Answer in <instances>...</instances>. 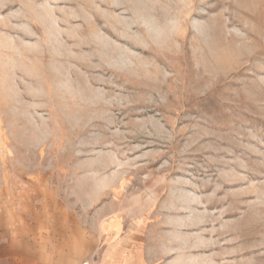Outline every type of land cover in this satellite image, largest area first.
I'll return each mask as SVG.
<instances>
[{"label": "rangeland", "instance_id": "obj_1", "mask_svg": "<svg viewBox=\"0 0 264 264\" xmlns=\"http://www.w3.org/2000/svg\"><path fill=\"white\" fill-rule=\"evenodd\" d=\"M52 232L264 264V0H0V264Z\"/></svg>", "mask_w": 264, "mask_h": 264}, {"label": "crops", "instance_id": "obj_2", "mask_svg": "<svg viewBox=\"0 0 264 264\" xmlns=\"http://www.w3.org/2000/svg\"><path fill=\"white\" fill-rule=\"evenodd\" d=\"M102 240L103 236L102 239L96 236L94 240L84 233H79V236L62 234L60 237L53 235V232L47 236H22V240H16L15 245L9 243L5 246V250L8 248L9 251L5 257L6 264H84L92 260L91 256L95 253L101 264H141L130 261L127 254L124 256L120 253L111 237L105 241V247L101 246Z\"/></svg>", "mask_w": 264, "mask_h": 264}, {"label": "built area", "instance_id": "obj_3", "mask_svg": "<svg viewBox=\"0 0 264 264\" xmlns=\"http://www.w3.org/2000/svg\"><path fill=\"white\" fill-rule=\"evenodd\" d=\"M84 264H100V263H98L96 260L94 261V263L93 262H85Z\"/></svg>", "mask_w": 264, "mask_h": 264}]
</instances>
